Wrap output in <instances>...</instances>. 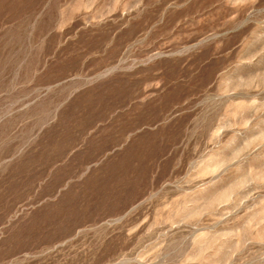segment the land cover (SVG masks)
I'll return each mask as SVG.
<instances>
[{
  "label": "rangeland",
  "instance_id": "rangeland-1",
  "mask_svg": "<svg viewBox=\"0 0 264 264\" xmlns=\"http://www.w3.org/2000/svg\"><path fill=\"white\" fill-rule=\"evenodd\" d=\"M0 264H264V0H0Z\"/></svg>",
  "mask_w": 264,
  "mask_h": 264
}]
</instances>
